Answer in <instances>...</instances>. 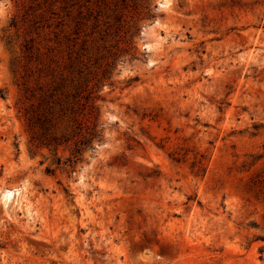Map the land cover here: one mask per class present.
Instances as JSON below:
<instances>
[{"label": "rangeland", "instance_id": "rangeland-1", "mask_svg": "<svg viewBox=\"0 0 264 264\" xmlns=\"http://www.w3.org/2000/svg\"><path fill=\"white\" fill-rule=\"evenodd\" d=\"M0 264H264V0H0Z\"/></svg>", "mask_w": 264, "mask_h": 264}, {"label": "trees", "instance_id": "trees-1", "mask_svg": "<svg viewBox=\"0 0 264 264\" xmlns=\"http://www.w3.org/2000/svg\"><path fill=\"white\" fill-rule=\"evenodd\" d=\"M67 141L68 139L65 138V137H62V138H59V137H54V138H51L50 141H49V144H52V143H60L62 141ZM80 149H78V152H79Z\"/></svg>", "mask_w": 264, "mask_h": 264}, {"label": "bare ground", "instance_id": "bare-ground-1", "mask_svg": "<svg viewBox=\"0 0 264 264\" xmlns=\"http://www.w3.org/2000/svg\"><path fill=\"white\" fill-rule=\"evenodd\" d=\"M11 195V193L9 192L8 196Z\"/></svg>", "mask_w": 264, "mask_h": 264}]
</instances>
